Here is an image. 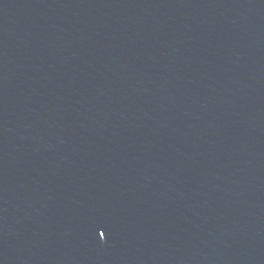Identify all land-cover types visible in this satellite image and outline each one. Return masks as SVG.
<instances>
[{
  "label": "water",
  "instance_id": "1",
  "mask_svg": "<svg viewBox=\"0 0 264 264\" xmlns=\"http://www.w3.org/2000/svg\"><path fill=\"white\" fill-rule=\"evenodd\" d=\"M0 264H264V162L187 0H0Z\"/></svg>",
  "mask_w": 264,
  "mask_h": 264
},
{
  "label": "snow or ice",
  "instance_id": "2",
  "mask_svg": "<svg viewBox=\"0 0 264 264\" xmlns=\"http://www.w3.org/2000/svg\"><path fill=\"white\" fill-rule=\"evenodd\" d=\"M101 235H103V233H101Z\"/></svg>",
  "mask_w": 264,
  "mask_h": 264
}]
</instances>
